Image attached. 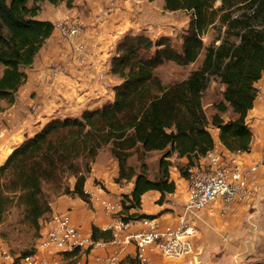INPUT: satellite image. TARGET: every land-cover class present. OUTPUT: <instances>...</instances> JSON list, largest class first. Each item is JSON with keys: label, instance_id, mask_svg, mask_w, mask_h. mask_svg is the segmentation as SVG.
<instances>
[{"label": "trees", "instance_id": "1", "mask_svg": "<svg viewBox=\"0 0 264 264\" xmlns=\"http://www.w3.org/2000/svg\"><path fill=\"white\" fill-rule=\"evenodd\" d=\"M41 1L0 0V99L9 103L15 101L26 80L25 68L54 30L50 20L37 17ZM46 1L58 4L62 0ZM64 1L67 7L72 6L73 0ZM227 1L220 0L214 7L213 0H163L164 10L182 9L191 14L181 51L175 50L165 35L156 39L145 33L122 36L111 57L110 71L121 79L113 98L100 107L84 109L79 116L49 119L32 134L24 135L0 164V223L6 211L17 205L24 219L38 229L39 220L50 215L52 197L63 194L91 206L85 182L105 146L117 161L114 181L132 182L130 191L120 197L119 214L125 222L155 217L139 211L141 196L156 190L160 192L157 202L162 203L166 194L175 191L170 156L175 153L178 159H185L177 165L185 177L186 167L214 145L209 125L218 129L225 148L248 151L252 132L246 116L255 97L253 83L264 69V26L253 25L244 16L222 13ZM245 1L254 14L264 12V0ZM217 16L226 23V30L236 29L238 41L221 39L217 45L204 46L202 34ZM203 48L201 63L185 78L165 85L156 75L155 68L164 61L187 65ZM211 77L224 88L209 118L201 99ZM228 109L232 116L225 119L222 113ZM151 151L160 152L152 178L144 161L138 170L128 163L134 153L140 159ZM90 237L93 241L109 240L112 229L91 224Z\"/></svg>", "mask_w": 264, "mask_h": 264}, {"label": "crops", "instance_id": "2", "mask_svg": "<svg viewBox=\"0 0 264 264\" xmlns=\"http://www.w3.org/2000/svg\"><path fill=\"white\" fill-rule=\"evenodd\" d=\"M153 2L157 3L158 7L162 4V0H73L72 6L67 7L64 0L58 4L41 2L37 17L50 20L54 26L65 18H78L83 22V41L91 55L83 62L78 61L75 53L59 42L57 29L54 27L53 33L36 54L32 65L25 68L27 77L18 89L23 92V96L35 92L30 98L34 111L21 116L20 125L25 124L23 138L26 132L30 135L29 133L39 129L37 122L40 119L44 121L42 123H46L48 119L56 116H79L84 109L92 108L91 103H97L98 100L94 99L97 96L107 93L114 95V87L120 82L110 71L116 42L126 34L147 31L146 34L151 35V29L162 28L154 26L148 20L149 15H155L157 12L153 9ZM100 71L103 73V85L97 78ZM16 98L18 100L19 97ZM246 120L252 132V141L250 149L239 152V156L247 164L260 159L264 162V99H254ZM34 127L37 129L34 130ZM212 130L215 132L212 134L214 141L219 140L218 129L212 127ZM19 142H15L11 147H15ZM10 151L6 152L5 158ZM109 156L105 160H95L87 176L85 189L91 195L92 207L89 208L88 204L78 197L63 194L51 200L50 215L65 213L75 225L88 234L91 224L107 228L113 217L105 212L97 199H120L121 194L129 192L132 187L131 181L127 182L129 187L125 188L122 185L126 181H114L118 165L116 159L112 155ZM178 160L185 161L184 158ZM176 174L171 176L176 185L175 191L166 194L162 203L157 202L159 191L148 190L141 196L139 211L155 215L154 218L160 225L175 224L186 200V180L178 171ZM95 179L100 181L105 189L98 183L95 184ZM251 184L255 189L252 198L232 205L223 212L219 202L199 212L195 219L197 232L190 254L170 258L152 252L142 264H257L251 260L254 259L255 251L262 246L264 248V164L252 175ZM43 219L41 218L39 223ZM263 248L261 251H264ZM116 249L115 245L110 244L105 248L95 247L92 252L106 254ZM120 255L119 264L138 262L134 257L132 245L126 246ZM71 259L73 260L70 264H77L82 258L80 255L63 253L57 264H64Z\"/></svg>", "mask_w": 264, "mask_h": 264}, {"label": "built area", "instance_id": "3", "mask_svg": "<svg viewBox=\"0 0 264 264\" xmlns=\"http://www.w3.org/2000/svg\"><path fill=\"white\" fill-rule=\"evenodd\" d=\"M54 27L59 42L67 45L78 61L90 57L80 20L65 18ZM97 76L103 85V73L100 71ZM253 86L254 99H264V69ZM263 164V159L247 164L239 152L228 150L219 140L214 141L210 150L186 167V200L175 224L160 225L154 217L147 216L125 222L119 214L120 199L101 197L97 201L113 217L107 227L112 229L111 239L93 241L67 214L53 213L41 221L39 235L30 252L12 255L6 247H0V264H57L63 253L80 255L82 259L77 264H119L120 253L128 245L134 247V257L139 264L145 263L152 252L170 258L190 254L199 212L218 202L223 212L252 198L255 189L251 177ZM110 244L117 249L106 254L92 252L95 247L105 248Z\"/></svg>", "mask_w": 264, "mask_h": 264}, {"label": "rangeland", "instance_id": "4", "mask_svg": "<svg viewBox=\"0 0 264 264\" xmlns=\"http://www.w3.org/2000/svg\"><path fill=\"white\" fill-rule=\"evenodd\" d=\"M213 1H214L213 4L214 7L220 5V0H213ZM29 3H31V0H29ZM153 4L156 6V7L154 6L153 9L154 11L157 12L155 15H153V13L152 16L149 15L148 20H150L151 24H153L154 26H161L162 28H158L157 30L151 29L150 30L151 35L148 36L152 39H156L162 35L168 36L171 39L173 48L177 51H181L182 37L189 24L190 15H191L190 12L182 9L174 10V11L164 10L163 0L161 6L159 7L157 3L153 2ZM222 8H223L222 13L227 11V13H230L232 16L235 15L244 16L253 25H256L258 27L264 26V12L259 14H254L249 6V3L245 0H228L226 3H224V6ZM217 18L218 16L216 17L214 23L207 26V28L203 32L202 34L203 45L206 46L211 43L217 45L221 39H224L228 42L238 41V37L235 34L236 29L226 30V23L222 22L221 20H218ZM82 26H83V22H82ZM141 30L145 31V29H141ZM141 30L139 29V31ZM146 33L147 31H145V34ZM204 51L205 50L203 48L197 59L192 63H189L187 65H178L173 61H164L163 63L159 64L154 71L163 84L166 85L176 82L178 80L185 78L191 70L195 69L201 63L204 56ZM1 70H2V66L0 65V74H1ZM118 79L119 81L121 80L120 78ZM223 88L224 85L216 77L210 78L208 86L205 89L201 99L207 117L210 118L211 114L215 112L214 104L215 102L222 99ZM34 95L35 92H31L29 96L28 95L23 96V92L17 91L16 96H18L19 98L18 100L16 98L13 103H9L5 99H0V164L2 163L3 159L6 156V152L8 150L10 151V149L12 148L11 146L15 144V142L18 141L21 142L23 139L22 134L23 132H25L24 131L25 124L20 125L22 123L21 116H23L26 112L30 113V111L31 112L34 111L35 108L33 107V103L30 99ZM112 98L113 96H111L110 93H107L106 95L101 94L97 96V98H94L98 100L97 103H91L90 106L92 108L100 107L103 103L111 100ZM92 108H88V109H92ZM66 116L67 115L63 117ZM222 116L225 119L232 116L230 109H228L226 113H222ZM42 122H44L42 121V119H40L37 122L38 128L42 127L45 124ZM7 128L9 129V131H7ZM36 129L37 128L34 127V130ZM208 130L211 134L215 133L210 125L208 126ZM25 135H28V133L26 132ZM159 154H160L159 151H151L145 153L139 159L137 158V154L134 153L128 159V163L134 164L136 166V170H138L139 163L141 161H144L147 165L146 166L147 174L149 177L152 178L157 173V169H158L157 159L159 157ZM109 155L111 154L108 148L105 146L99 151L95 160H100V161L105 160L110 157ZM170 160H171V166L169 167L170 176L173 177L178 171L177 165L180 163V160H178V157L176 156L175 153H173L170 156ZM176 175L178 177V173ZM93 182L95 184L98 183L101 188L105 189L103 184L97 179H95ZM123 183L124 185H122ZM123 183L120 185H122L124 188L129 187V184L127 182H123ZM45 188L47 189V187ZM55 197L56 196H53L52 199H54ZM91 207L92 205L89 206V208ZM40 228H41L40 224H39V228L37 229L35 226L30 224V222L24 219L22 214V209L20 206L13 205L6 211L4 218L0 223V247L4 245V247H6L12 255L22 254L25 251H28L36 243V239L39 235ZM262 248L263 246L259 248L257 252L256 251L254 252L255 253L254 259L251 260L253 261V263L264 264V251H261ZM72 260L73 259L68 260L64 264H70Z\"/></svg>", "mask_w": 264, "mask_h": 264}]
</instances>
